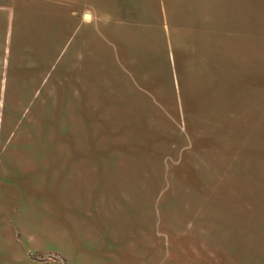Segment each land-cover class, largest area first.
<instances>
[{"label": "rangeland", "instance_id": "1", "mask_svg": "<svg viewBox=\"0 0 264 264\" xmlns=\"http://www.w3.org/2000/svg\"><path fill=\"white\" fill-rule=\"evenodd\" d=\"M1 218L81 264H264V0H0Z\"/></svg>", "mask_w": 264, "mask_h": 264}, {"label": "crops", "instance_id": "2", "mask_svg": "<svg viewBox=\"0 0 264 264\" xmlns=\"http://www.w3.org/2000/svg\"><path fill=\"white\" fill-rule=\"evenodd\" d=\"M86 17H89V13H85ZM70 17H72L70 15ZM72 35V34H71ZM3 178H7L3 176ZM68 216H71L69 211ZM69 219V217H68ZM72 219L79 220L82 224L83 220L73 217ZM2 218L0 219V264H81L83 252L78 250L79 240L72 236V247H75L76 254L66 250L61 242H55L50 244H40L39 248L32 246V243L28 242L26 231L21 230L20 226L16 223H10V235L6 237L7 225L6 222L2 223ZM67 224V223H66ZM62 225V235L63 239L66 236V232L69 233V222L66 225ZM73 226V225H72ZM70 227L73 228V227ZM97 225L95 224L94 229ZM77 230L79 227H76ZM24 233V234H23ZM70 244V243H68ZM55 245V246H54ZM69 249V248H68ZM47 253H52L57 256V258H46ZM42 254V255H40ZM45 254V255H44ZM41 256V257H40Z\"/></svg>", "mask_w": 264, "mask_h": 264}, {"label": "built area", "instance_id": "3", "mask_svg": "<svg viewBox=\"0 0 264 264\" xmlns=\"http://www.w3.org/2000/svg\"><path fill=\"white\" fill-rule=\"evenodd\" d=\"M45 257L46 258H57V256L54 254H47Z\"/></svg>", "mask_w": 264, "mask_h": 264}]
</instances>
